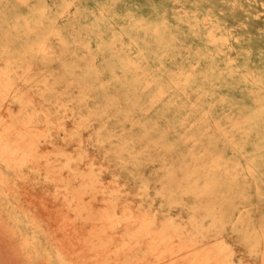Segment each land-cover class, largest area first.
Wrapping results in <instances>:
<instances>
[{
  "label": "rangeland",
  "instance_id": "rangeland-1",
  "mask_svg": "<svg viewBox=\"0 0 264 264\" xmlns=\"http://www.w3.org/2000/svg\"><path fill=\"white\" fill-rule=\"evenodd\" d=\"M214 236L264 264V0H0V264H203Z\"/></svg>",
  "mask_w": 264,
  "mask_h": 264
},
{
  "label": "bare ground",
  "instance_id": "bare-ground-1",
  "mask_svg": "<svg viewBox=\"0 0 264 264\" xmlns=\"http://www.w3.org/2000/svg\"><path fill=\"white\" fill-rule=\"evenodd\" d=\"M247 122L250 123L251 122V118L247 119ZM25 124H27V121H25ZM31 140L30 136H27L25 133H21L19 134V136L12 140V142L17 146V147H23L22 149L19 148V152L15 149V147H13L10 151H9V160H7V162L12 163V164H19L22 161H26L28 155H30V153L33 152V146L31 145V143H29L28 141ZM19 142H23L26 145H19L17 143ZM69 158H65V163H64V167L67 169V171H70V167H69ZM22 166V165H21ZM77 177V176H76ZM79 190L76 192L78 197H81L83 195H88L91 198H94L96 196L97 191V187H96V181L93 177V175H91L90 173H85L82 175H79ZM208 185L206 184L204 186L203 189L200 190V192L202 191V193H206L205 191L207 190ZM77 197V199H78ZM101 220V218H99ZM131 219V216L126 213L123 215H118L116 212L112 211V212H106L105 217L102 219V221L105 223V221L108 223V227L109 228H113L115 224L120 223L122 221L126 222L127 224H130L131 222H129ZM136 224V223H135ZM137 227L135 229L132 230H126L125 233L123 234L124 238H126L127 240H131V239H135L136 242H139V237H138V233L139 231L144 227V223L143 222H137ZM173 229H175V227H172ZM168 229V225H166L161 233L158 236V240L159 242H163L169 239H172V237L174 235L170 234L167 232ZM143 235L147 236L148 233L144 232ZM176 238H183L186 239L189 243H188V247L191 249H199L201 245V240H197L196 238H193L191 235H186V236H182V232L180 231L179 233H177L175 235ZM215 241H217L218 244H216V247L214 250L211 251H203V254L199 255L198 261H203V264H217L219 262H221V260H224V264H226V260H227V264H231V250L229 249L228 245L224 244L221 240L218 239V236H214ZM137 242V243H138ZM82 245V244H80ZM79 246V244H78ZM81 248V246L79 247ZM172 254H174V256H177V253H171L168 256H171ZM161 254H154L153 256L156 259H163L164 256H160ZM183 256V255H182ZM166 259V258H165ZM214 260V261H211ZM91 261V260H90ZM151 264V263H150ZM188 264H194L192 261H189Z\"/></svg>",
  "mask_w": 264,
  "mask_h": 264
}]
</instances>
